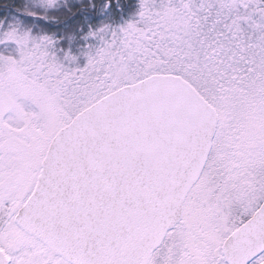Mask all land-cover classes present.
Instances as JSON below:
<instances>
[{
    "label": "snow or ice",
    "instance_id": "6c2138e0",
    "mask_svg": "<svg viewBox=\"0 0 264 264\" xmlns=\"http://www.w3.org/2000/svg\"><path fill=\"white\" fill-rule=\"evenodd\" d=\"M0 264H264V0L0 3Z\"/></svg>",
    "mask_w": 264,
    "mask_h": 264
},
{
    "label": "trees",
    "instance_id": "16d2710c",
    "mask_svg": "<svg viewBox=\"0 0 264 264\" xmlns=\"http://www.w3.org/2000/svg\"><path fill=\"white\" fill-rule=\"evenodd\" d=\"M8 0H0V3H7ZM13 3H20V0H13Z\"/></svg>",
    "mask_w": 264,
    "mask_h": 264
},
{
    "label": "rangeland",
    "instance_id": "374dc122",
    "mask_svg": "<svg viewBox=\"0 0 264 264\" xmlns=\"http://www.w3.org/2000/svg\"><path fill=\"white\" fill-rule=\"evenodd\" d=\"M20 2H21V0H20Z\"/></svg>",
    "mask_w": 264,
    "mask_h": 264
}]
</instances>
